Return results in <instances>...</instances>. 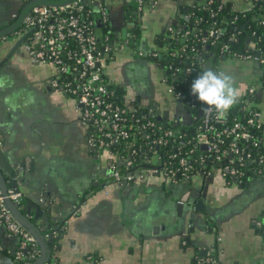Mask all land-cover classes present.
<instances>
[{
  "label": "crops",
  "instance_id": "obj_1",
  "mask_svg": "<svg viewBox=\"0 0 264 264\" xmlns=\"http://www.w3.org/2000/svg\"><path fill=\"white\" fill-rule=\"evenodd\" d=\"M153 1H147L137 17L136 43L144 49H152L171 24L181 30L183 10L204 0ZM222 1L236 12L248 8L246 0ZM134 4L94 0V10H107L116 42L105 77L128 108L152 104L164 121H176L180 114L184 122L190 120V111L183 114L159 81L160 74L152 69L145 76L143 71L153 68L152 63L117 46L122 30L131 27L127 14ZM23 6L20 0H0V28ZM95 20L96 26L102 25L98 13ZM12 38L0 42V153L17 169L23 165L28 178L18 184L22 200L15 204L17 209L45 240L52 229L59 230L52 236L48 264H200L210 247L222 264H264V235L256 224L264 216V176L250 172L242 183L226 182L214 166L208 178L147 175L115 184L106 171L107 154L91 153L86 145L88 131L74 99L52 89L51 65L23 49L16 52ZM218 63L234 77L239 100L250 84L264 83V69L257 65L264 63L254 58L228 56ZM253 104L261 112L264 134V88ZM42 194L49 200L43 205ZM179 200L181 216L176 210ZM30 201L40 210L35 218L34 210L26 211ZM17 246L18 239L0 228V264H13Z\"/></svg>",
  "mask_w": 264,
  "mask_h": 264
},
{
  "label": "built area",
  "instance_id": "obj_2",
  "mask_svg": "<svg viewBox=\"0 0 264 264\" xmlns=\"http://www.w3.org/2000/svg\"><path fill=\"white\" fill-rule=\"evenodd\" d=\"M20 1L25 5L32 0ZM153 2L151 0V4ZM246 2V10L260 7L264 11V0ZM93 3L94 0H70L61 5H33L24 16L19 31L11 35L27 33L22 45L26 52L36 61L51 65L50 85L54 91L74 99L80 120L88 131L89 149L98 155L106 153L115 156L111 164L112 177L116 181L146 175H159L169 180L189 179L192 175L205 178L210 175L214 166L218 167L226 182L242 183L250 172L264 176V153L259 152L260 143L264 145L261 112L249 101V98L258 95L259 89L264 88V83L248 86L244 98L238 100L242 111L233 116L231 121L228 120V114L224 119L218 120L214 112L211 115L202 112V105L191 93H184L177 88L179 84L188 82L205 71L207 62L212 70L221 71L218 63L221 54L234 59L254 58L261 63H264V56L257 58L255 52L248 47L244 51H231L228 42L218 46V40L226 30L216 23L204 29L184 27L178 36L181 44L168 49L166 53L169 63L166 64L167 74L161 81L165 84L166 92L190 111V119L198 122L197 125L194 123L186 126L189 132L191 129L198 130L188 139V133L173 128L177 127L174 125L175 120L166 121L173 126L169 128L165 121L157 120L159 114L153 108H128L121 103L122 99L116 90L108 87L105 69L115 44L114 41L112 43L110 31L100 39L97 38L96 13L102 23H108V15L102 6L94 10ZM212 3L213 0H204L200 5L205 8ZM143 6L144 0H136L137 12ZM217 8L220 9L221 5ZM210 14L213 16L214 10H210ZM194 18L197 23L199 18ZM236 20L237 17L230 22L232 29L227 40L236 41L243 31L245 38L252 39L255 50L264 53V41L257 36V32L253 30L246 33L247 28H242L245 25L242 29L238 28ZM261 25L264 26V21ZM169 31H172L171 27ZM193 32L194 38L191 35ZM132 36V30L126 32V38L117 46L127 48ZM7 38L8 35L0 36V42ZM192 40L195 45L188 43ZM207 45L209 49H206ZM213 46L218 49V54L213 52ZM133 52L137 56L142 55L139 49H134ZM173 60H178L176 66L173 65ZM259 130L262 131L261 135H254ZM190 140H193L195 146L183 148V144L186 145ZM122 144L125 147L120 152L117 147ZM163 148L168 150L162 151ZM197 148L201 151L198 156ZM122 171L124 175L120 177ZM21 199L19 191L8 188L4 193L0 188V228L8 236L18 239L13 264L21 260L23 250L27 251L26 258L30 262L41 255L35 237L16 220L6 204V200L19 204ZM74 208L77 212L78 208ZM256 224L262 228L264 235V216ZM58 232V228H54L48 235L54 237ZM200 264H222L215 255V247L207 250L206 257L200 260Z\"/></svg>",
  "mask_w": 264,
  "mask_h": 264
},
{
  "label": "trees",
  "instance_id": "obj_3",
  "mask_svg": "<svg viewBox=\"0 0 264 264\" xmlns=\"http://www.w3.org/2000/svg\"><path fill=\"white\" fill-rule=\"evenodd\" d=\"M135 2V1H134ZM136 4V2H135ZM135 4L131 6V8L128 11V14H130L129 17L132 18H136L134 13L135 12ZM221 5V8L218 9L217 7ZM210 10H214V15L211 16L210 14ZM188 17H183V21H185L184 26L185 27H191V26H195L196 28H206L208 27V25H211L213 23H216L217 26L224 28L226 31L225 33L220 36L219 40H218V46L223 44V43H229V48L231 51H244L246 46L244 45L245 43V37L243 35V31L240 34V36H238L236 41H229L227 40V37L229 35H231L230 29V22L231 20H233L235 17H237V20L235 21L236 25L238 26V28H241L243 25H245V28H247L246 33L247 32H251V31H256L257 32V36H259L261 38V41H264V26L261 25V22L264 21V11L263 9H260V7H257L256 10H243V11H239V12H234L233 9H231V7L229 6V4L224 3L222 0H213L212 5L210 6H205V8H202L201 5L197 4L194 5L193 9L188 11ZM194 17H198L199 21L197 23H195V18ZM132 18H129L130 21H132ZM186 18V19H185ZM135 21H137V18L134 19ZM133 20V21H134ZM242 29V28H241ZM110 30V26L108 23H102V25L100 26H96V35L97 38L100 39L104 34H107L108 31ZM132 31L134 33H136L137 35V28L134 27L132 29ZM194 34L195 32L191 33V35L194 38ZM179 34L176 33V36H170L169 38H166L165 40L167 41L166 46H168V49H172L175 46H178L179 44H181V39L178 38ZM159 43V45L161 46L162 44H164V41L159 40L157 41ZM189 44H194L195 42L192 40L190 42H188ZM213 52H215L216 54H218V49L216 47L213 46L212 48ZM229 56V55H228ZM227 54H221L220 60H222L223 58H227L228 57ZM178 60H173V65L176 66V62ZM169 61L167 60L166 64H168ZM195 78L192 77L191 80H189L188 82H184L182 84H179L177 86V88L181 91H183L184 93H191L190 92V86L192 81ZM176 84V83H175ZM109 88H112L111 86L108 85ZM176 87V85H175ZM117 95L120 97V99H122L123 97H121V95H119V93L117 92ZM244 97H242L241 99H243ZM257 96L255 98H249L250 103H254V100H256ZM241 101V100H239ZM121 103L126 105V101L123 99L121 100ZM241 108V104L240 103H236L231 110L228 112V116H229V121H231L232 117L237 115L238 113H240L242 110H240ZM158 121H163L164 119L163 117H158L157 118ZM167 127L171 128L173 127L172 124H168V122H166ZM198 122L195 123V125H197ZM176 128L177 130L183 131L185 133H188V139L190 138V136H193L198 130L194 129V134L192 135L188 129L186 128V126H177V127H173ZM201 131V130H200ZM261 130L259 131H255L254 135H261ZM181 144V143H180ZM194 142L193 140H190L189 143H187L186 145L183 144V148H189V147H193ZM197 146V145H196ZM263 143H260V148H259V152L264 153V150H262L263 147ZM125 147V144H122L121 146H118V150H120V152L123 150V148ZM116 150V149H115ZM167 151L168 149L163 148L162 151ZM201 151L199 148H197L196 150V156L200 155ZM262 155V154H261ZM249 164V163H248ZM197 166V164H196ZM49 257L47 260L41 262L40 264H45L49 261L50 257H51V252H52V244L50 243L49 246ZM23 257L21 258V260L17 263V264H35L36 261H29L26 257H27V251L23 250Z\"/></svg>",
  "mask_w": 264,
  "mask_h": 264
},
{
  "label": "water",
  "instance_id": "obj_4",
  "mask_svg": "<svg viewBox=\"0 0 264 264\" xmlns=\"http://www.w3.org/2000/svg\"><path fill=\"white\" fill-rule=\"evenodd\" d=\"M69 1L70 0H59V1H56V2H50V1H45V0H32V1L27 2L23 6V8H22V10H21V12H20V14L18 16V19L14 23H12V24H10V25H8L5 28L0 30V36L11 35L12 32H13V29L16 28V26H18L22 22L24 16L27 14V12H28V10H29V8L31 6L37 5V4H50V5L51 4H56V5H61V4H65V3L69 2ZM188 11H189V8H186L185 10H183V12H182L183 14H181V15L187 14ZM184 27L181 30L177 29L176 33H178V34L182 33ZM242 28H245V26H243ZM26 35H27V33L22 35V36H20V37H18V38L17 37H13L12 38L15 41L14 48H15L16 52H20L21 49L26 51L25 48L23 46H21V43L24 41V38H25ZM246 35H248V34H246ZM125 38H126V30L123 29L122 30V35H121V41L124 40ZM114 40H115V38L113 37L112 38V43H113ZM131 43L133 44V43H135V41H131ZM245 46L248 47V49L253 50L256 53V57L257 58H260L261 55L264 56V53H261V52L255 50L256 48H255V46H254V44L252 42V39L250 37H247L245 39ZM197 47H199V46L197 45ZM206 49H209L208 45L206 46ZM257 65H258L259 68H263L264 69V67L262 65H260V64H257ZM209 67H210L209 62H207L205 64L204 68H205V70H207ZM137 102L140 103V99L137 100ZM176 103H177L178 107L183 108L184 110H187V108L182 106L181 103L178 100H176ZM150 106L153 109H156V107H155L156 105L153 106L152 104H150L148 107H150ZM157 113L159 114V118H160L161 114L159 113V111H157ZM199 116H200V114H199ZM176 117L178 119V122L176 124H174L175 126L176 125L191 126V125H194V123H195L191 119L188 120L189 122L181 121L182 118H181L180 115H178ZM190 133L193 135L194 134V130L191 129ZM20 168L21 169H17V164H10L4 158V156H2V154L0 153V188L2 189V191L4 193L6 192V190L8 188H13L15 191H19L18 190V184L23 183L24 181H28V178H27L26 174L24 173L25 169H24L23 165H20ZM137 173H136V175H137ZM208 177H211V175H209ZM7 179H8V182H6ZM176 180H178V179H176ZM234 181H236V180H234ZM26 184H28V183H25L24 185H26ZM245 184H246V182H245ZM43 190H44V188H43ZM26 197L30 198V195L29 196L26 195ZM39 200H40L39 202L42 205L44 203H48V201H49L45 194H42L39 197ZM23 201H22V203H23ZM197 202H198V200H197ZM6 204H7L8 208L11 210V212L13 213L14 217L16 218V220L21 225H23L35 237V239H36V241H37V243H38V245H39V247L41 249V255L36 260L35 264H40L41 262L47 260L48 257H49V253H50L49 252V246H50L49 244L52 241V236L50 235L47 238V240H45L44 239V235L40 234V232L34 226V224L26 216L21 214L19 209H17L18 207L13 202H11L10 200H6ZM182 207H183V201L179 200L177 202L176 210H177V214L180 215V216H181V212L183 210ZM31 209H32V211L33 210L35 211L34 212V218H35L38 215V212L40 210L35 206L34 202H32V201H30L28 203L26 202V211L27 212H31ZM24 210H25V208H24ZM195 210H197V207H195ZM53 222H54V220H53ZM53 226H54V223L53 224L52 223L48 224V228L53 227Z\"/></svg>",
  "mask_w": 264,
  "mask_h": 264
},
{
  "label": "clouds",
  "instance_id": "obj_5",
  "mask_svg": "<svg viewBox=\"0 0 264 264\" xmlns=\"http://www.w3.org/2000/svg\"><path fill=\"white\" fill-rule=\"evenodd\" d=\"M190 92L202 105L201 111L208 115L214 112L218 120L226 117L240 96L232 75L210 67L192 81Z\"/></svg>",
  "mask_w": 264,
  "mask_h": 264
},
{
  "label": "flooded vegetation",
  "instance_id": "obj_6",
  "mask_svg": "<svg viewBox=\"0 0 264 264\" xmlns=\"http://www.w3.org/2000/svg\"><path fill=\"white\" fill-rule=\"evenodd\" d=\"M135 2H136V0H134ZM147 1L149 2V0H144V5L147 3ZM203 2H201V1H199V5L200 4H202ZM135 6H136V4H135ZM143 8V7H142ZM104 9H105V7H104ZM106 10V9H105ZM142 10V9H141ZM20 12L21 11H19V12H17V13H14V15L12 16V18H11V22L9 23V24H7L6 26H8V25H10V24H12V23H14L17 19H18V16H19V14H20ZM106 12H107V10H106ZM135 12L136 13H134V15H135V17L137 18L138 17V14L141 12H137V10H136V7H135ZM188 13V12H187ZM107 15H108V21H109V14H108V12H107ZM188 15V14H187ZM127 16H128V21H130V19L129 18H132V17H129L130 16V14H127ZM186 16V14H184V17ZM136 18H132V21H130L131 22V27L129 28V29H127L126 30V32H128V31H131L134 27H138V23H139V20H138V18H137V21H135L134 19H136ZM187 18V17H186ZM134 20V21H133ZM173 24H171L170 26H168L166 29H165V32L159 37L160 38V40H162V41H164V44H162L161 46L159 45V43L158 42H156L155 44H154V47L152 48V49H149V48H147V49H144V48H142V47H139L138 45H137V40H138V36L136 35V33H134L133 31V36H132V39L130 40V44H129V46L127 47V49H129L130 51H131V53L133 54L132 56L134 57V58H136V59H140V60H143V61H150L151 63H152V66H153V68H149V70H147V71H143V73H145V76L149 73L150 74V72H151V70L152 69H154V71H156L158 74H160V79H159V81L162 83V81H161V79H162V77L164 76V75H166L167 74V69H166V67H167V65H166V62H167V57H166V53L168 52V46H166V44H167V41L165 40L166 38H169L170 36H176V30H177V28H176V26H172ZM6 26H4L3 28H5ZM20 27H21V23L18 25V26H16V28H14L13 29V32L15 33V32H17V31H19V29H20ZM172 28V31H169V28ZM3 28H0V30L1 29H3ZM110 32H111V37L113 38V32H112V29L110 28V30H109ZM13 32H12V34H13ZM24 34H26V33H20L19 35H13L12 37H20V36H22V35H24ZM9 36V35H8ZM25 39H26V36H25V38H24V41H25ZM24 41L21 43V46L23 45V43H24ZM131 41H135V43H131ZM158 41V40H157ZM116 42L114 41V44H115ZM135 44H136V46H135ZM115 47H116V45H115ZM132 48H133V50L134 49H139V50H141L142 51V55L141 56H137L134 52H133V50H132ZM142 73V74H143ZM127 77V76H126ZM126 77H124V78H126ZM127 79V78H126ZM107 80V79H106ZM49 83H50V78H49ZM107 84L110 86L111 84L109 83V81H107ZM162 85L165 87V84H163L162 83ZM180 116H181V121H183V115L182 114H180ZM178 122V119H177V117H176V123ZM184 122V121H183ZM185 122H189L188 120H186ZM175 123V124H176ZM176 126H181V125H176ZM86 141H87V138H86ZM86 145L88 146V144L86 143ZM89 148V147H88ZM90 152L92 153V150H90ZM102 156H103V154H102ZM115 160V156H109V155H107V161H108V165L106 166V171L109 173V176H110V178H111V175H112V169H111V164H112V162ZM122 175H124V171H122L121 172V174H120V177L122 176ZM147 176V175H146ZM144 177V176H143ZM113 178V177H112ZM134 179V178H133ZM132 180V179H131ZM131 180H125V179H120L119 181H116L114 178H113V180H111L112 182H114L115 184L116 183H118V184H120V185H125V184H128V183H130L131 182ZM83 199V200H82ZM81 200H80V203H82L83 201H84V196H83V198H82ZM76 206V205H75ZM78 209H79V205L78 206H76ZM78 211V210H77ZM53 251V250H52ZM52 253V252H51ZM217 254V252L215 251V255ZM50 260V259H49ZM36 261V260H35ZM46 264V263H45ZM47 264H48V262H47Z\"/></svg>",
  "mask_w": 264,
  "mask_h": 264
},
{
  "label": "rangeland",
  "instance_id": "obj_7",
  "mask_svg": "<svg viewBox=\"0 0 264 264\" xmlns=\"http://www.w3.org/2000/svg\"><path fill=\"white\" fill-rule=\"evenodd\" d=\"M10 37L12 36V35H9ZM115 51V50H114ZM116 52H114V54H115ZM119 57V56H118ZM183 114L186 116L187 114H188V112H187V110H183Z\"/></svg>",
  "mask_w": 264,
  "mask_h": 264
}]
</instances>
